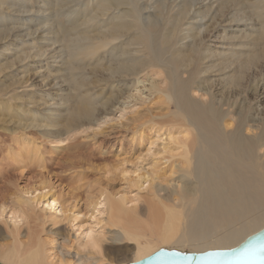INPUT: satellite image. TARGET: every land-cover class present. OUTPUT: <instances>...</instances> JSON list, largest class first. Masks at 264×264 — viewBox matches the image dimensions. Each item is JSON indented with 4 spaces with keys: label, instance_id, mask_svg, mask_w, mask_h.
<instances>
[{
    "label": "bare ground",
    "instance_id": "6f19581e",
    "mask_svg": "<svg viewBox=\"0 0 264 264\" xmlns=\"http://www.w3.org/2000/svg\"><path fill=\"white\" fill-rule=\"evenodd\" d=\"M213 2L210 26L216 21L234 24L242 20L259 25L252 36L243 32L233 36L242 43L241 50L215 52L208 48L206 40L212 30L201 33L194 24H186L206 16L211 6L199 5L192 10L193 0H152L151 10H147L149 2L140 0L32 1L30 6L36 8L33 12L50 9L49 16L34 23L51 21L50 31L56 35L52 43H58L65 54V68L60 70L74 90L66 96L69 104L62 108L65 113L46 118L45 126L60 124L62 128L44 132L55 145L52 149L68 150V145L57 148L56 144L96 119L98 97L114 78L128 82L147 76L150 80L149 102L160 109L154 116L173 144L170 156L178 157L179 179L159 185L149 200H143L145 211L122 194L102 192L92 203V209L116 229L112 240L133 244L129 263L159 250L186 254L230 249L264 227V104L259 108L264 95V79L260 83L264 72V0ZM12 4L0 0L1 17L3 8L7 10ZM11 29L0 21V41ZM26 57L24 52L13 60L2 55L0 75ZM87 66L91 79L84 77ZM222 73L225 75L217 80L209 77ZM25 82L17 78L5 84L0 79V110L12 108L7 115L15 119L16 127L40 126L44 116L23 113L28 103L37 107L42 102L15 94ZM97 88L99 93L94 95ZM120 89L115 94L109 91L105 100L99 101L105 105L117 99L123 93ZM125 110V106L118 109ZM2 115L0 112V121ZM25 199L29 206L44 202L47 209H55L57 205V199L47 191ZM22 204L18 203L11 218V243L0 244V264H67L51 256L39 235L31 236L27 243L19 240L20 221L28 214ZM95 231L90 226L82 232L81 246L87 252L76 255L78 264H114L102 252L103 235Z\"/></svg>",
    "mask_w": 264,
    "mask_h": 264
},
{
    "label": "rangeland",
    "instance_id": "374dc122",
    "mask_svg": "<svg viewBox=\"0 0 264 264\" xmlns=\"http://www.w3.org/2000/svg\"><path fill=\"white\" fill-rule=\"evenodd\" d=\"M7 1L13 2V6L7 10L3 8L2 17L0 16L3 19L0 21L12 26V29L9 36L0 41V57L6 55L9 60H13L22 52L27 53V57L5 70L0 79L5 84L11 79L25 80L21 87H17L15 94L21 98L30 96L42 103L37 107L28 103L23 114L42 115L44 119L40 121V126L16 127L13 121L15 119H8L7 115L11 113L7 111L12 108L0 110L3 113L0 121V244L11 243L8 230L12 226L13 212L18 211V203L21 202L28 213L20 221L18 229V238L23 243L32 240L31 236L39 235L46 241V249L55 259H61L62 263L78 264L76 255L87 252L81 246L82 232L93 226L95 232L101 233L105 239L102 252L106 258L114 264L129 263L133 256V244L114 242L112 239L116 229L105 223L104 215L92 209V203L102 192L122 194L145 211L143 200H149L150 194L161 185L165 186L166 181L175 182L179 179L176 168L178 157L170 156L173 144L166 137L164 126L160 128L158 117L154 116L160 109L149 102L147 87L150 80L147 76H137L135 80L128 82H119L118 78H114L109 86H104L105 93L98 97L96 119L74 132L62 144H56L57 148L68 145V150L52 149L54 143L48 141L49 136L44 132L50 134L62 128L60 124L45 126V121L65 113L62 108H67L69 104L66 96L73 94L74 90L69 80H66L68 77L64 70H60L65 68L62 62L65 61V54L58 43H52L56 35L53 37L50 31L51 21L47 23L41 20L36 25L34 23L49 16L50 9L41 10L37 7L40 10L33 12L36 8L34 5V8L30 7L32 1L34 4H41L51 0ZM140 1L149 2L147 10L152 9V0ZM199 5L211 6L208 14L190 20V24L186 25L194 24L201 33L212 30L206 44L215 52L233 53L234 50H241L242 43H238L233 36L240 32L252 36L253 31L259 27L248 20L234 24L216 21L210 26L215 2L193 0L192 10ZM54 19L56 20L55 16L51 20ZM25 22L29 25H24ZM241 40L245 42L244 39ZM41 51L44 53L39 56ZM111 54L113 51L108 52L107 56ZM87 68L88 66L84 70V77L91 79L93 74ZM262 74L261 84L264 72ZM224 75L222 73L209 77L217 80ZM120 88L123 89L122 96H117V99H112L105 105L100 102L105 100L109 91L114 93ZM97 89H93L92 92L96 91L94 95L99 93L100 89ZM261 99L259 108L263 107L264 95ZM124 106L125 111H118ZM44 191L57 199L55 209H47L44 202H31V206L25 203V198L32 200L35 195ZM59 208L63 213L58 212Z\"/></svg>",
    "mask_w": 264,
    "mask_h": 264
},
{
    "label": "water",
    "instance_id": "95a60500",
    "mask_svg": "<svg viewBox=\"0 0 264 264\" xmlns=\"http://www.w3.org/2000/svg\"><path fill=\"white\" fill-rule=\"evenodd\" d=\"M129 264H264V227L230 249L186 254L159 250Z\"/></svg>",
    "mask_w": 264,
    "mask_h": 264
}]
</instances>
